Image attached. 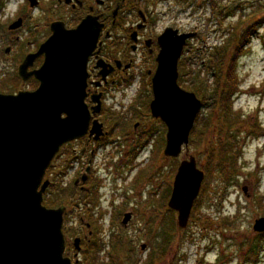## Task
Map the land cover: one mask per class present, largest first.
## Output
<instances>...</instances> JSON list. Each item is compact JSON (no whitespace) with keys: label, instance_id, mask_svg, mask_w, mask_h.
<instances>
[{"label":"rangeland","instance_id":"rangeland-1","mask_svg":"<svg viewBox=\"0 0 264 264\" xmlns=\"http://www.w3.org/2000/svg\"><path fill=\"white\" fill-rule=\"evenodd\" d=\"M163 9L162 26L195 33L183 49L179 62L182 67L178 65L179 86L194 93L202 103L187 150L177 159L164 156L166 129L150 116V76L141 74L142 88L136 87L140 81L136 76L125 97L119 94L121 88L109 91L105 106L119 125L111 129L106 142L99 146L95 142L74 143L61 151L53 162L50 180H59L65 196L81 163L86 164L91 158L99 188H105V182L111 185L116 182L119 195L110 194L112 186L107 189L110 198L106 207L110 211L109 203L119 198L115 205L122 204L120 211L132 212L133 216L127 227L121 225L120 217L115 218L113 229H109L113 212L101 217L97 213V240L100 239L101 245L98 255L108 264H128L127 260L135 261V256L149 264H264V237L259 240L263 233L252 229L256 220L264 218V24L256 25L264 18V0H195L192 6L167 1ZM253 27L256 34L250 35L235 58L233 88L229 89L232 87L229 67L237 41ZM1 45L0 93L24 91L23 86L14 83L16 55H5ZM215 50H225L221 65L214 56ZM213 74H221L225 79L222 87L219 88ZM196 76L202 83L205 81L202 87L194 79ZM228 93H232L233 103L229 113L218 109L220 97ZM141 154H147L148 159L140 157ZM189 156L196 160L197 168L205 176L189 223L179 231L177 214L167 204L177 166ZM106 166L111 168L110 175ZM62 176L66 177L63 184L69 187H62ZM254 179L256 202L241 198L244 210L238 213L237 196L242 195L241 189L250 191ZM53 187L45 196L55 200L51 208L67 205L70 200L61 199L63 195L58 197L59 192H53ZM224 194L230 200L229 208L227 202L223 203L228 215L222 214L220 206ZM77 218L69 215L67 221L73 236L78 233ZM85 218L86 222L95 221L89 214ZM112 233L114 237H110ZM257 245L258 252L254 253Z\"/></svg>","mask_w":264,"mask_h":264},{"label":"water","instance_id":"water-1","mask_svg":"<svg viewBox=\"0 0 264 264\" xmlns=\"http://www.w3.org/2000/svg\"><path fill=\"white\" fill-rule=\"evenodd\" d=\"M52 30L35 55L45 57L41 68L32 73L40 82L38 89L0 94V264H70L63 257L65 208L43 205L49 186L43 177L63 144L88 133L85 67L97 32L92 41L82 39V25L72 31ZM194 37L168 29L159 38L161 50L151 79L149 107L151 117L166 127L163 154L168 159L178 158L187 149L201 109L195 94L177 83L178 61L187 40ZM19 74L23 75L21 70ZM97 111L93 108V113ZM100 128L93 122L89 135L97 140ZM203 178L192 156L180 162L168 201V207L177 213V229L187 227ZM128 220L126 215L123 224ZM253 231L264 232V218L255 221Z\"/></svg>","mask_w":264,"mask_h":264},{"label":"flooded vegetation","instance_id":"flooded-vegetation-1","mask_svg":"<svg viewBox=\"0 0 264 264\" xmlns=\"http://www.w3.org/2000/svg\"><path fill=\"white\" fill-rule=\"evenodd\" d=\"M167 1L178 4L184 2L192 6L195 0H0V44L4 46L3 52L5 55L9 53V56L13 53L16 55L14 57L18 64L16 65V81L14 83L23 86V92H33L40 86V82L32 73L41 68L45 57L44 55H35L40 46L52 36L53 27L54 29L72 31L82 25L84 27L82 39L92 41L97 32V41L93 50L87 56L85 67L84 104L90 114L88 133L84 137L69 141L60 147L43 177V182H49L45 194L51 191L54 185L53 192H59L58 197L60 198L62 195L64 196V190L58 188L59 180L57 178L50 180V170L54 165L53 162L61 151H65L67 147L74 143L85 141L95 142L99 146L102 141L106 142V138L112 133L111 129L115 130L116 126L119 125L118 119L114 114H110L109 108L107 109L105 106L109 91L121 88L125 92L135 84L136 76L140 78V84L138 83L136 87L142 88L143 78L141 74L150 76L149 81L151 84V78L157 69L156 59L161 50L159 38L168 29L176 31L177 34L184 33L171 25L162 26L165 18L163 8ZM20 70L23 75L19 74ZM18 91L20 90L17 89ZM123 91L119 94H124ZM95 107H97V113H93ZM93 122L101 126V134L97 140L94 139L95 135H89ZM160 124L162 123L160 122ZM133 128L136 129L135 125ZM242 143L243 139L238 144L239 148ZM90 156L92 157L93 154L91 153ZM144 157L148 159L147 155H144ZM81 165L76 177L72 180V186L69 187L66 183L63 184L66 179L65 176L60 179L62 187L63 185L69 187L65 190L66 194L61 199L70 200L67 205L58 206L65 208L62 225L65 241L63 257L67 258L70 264H108L101 260L98 255L101 245H99L100 239L97 240L99 232L97 230V213L101 217L107 213L110 215L113 212V216H110V224L107 225L109 229H113L115 218L118 220L120 217H122L121 225L124 228L127 227L133 213L120 211L123 205H115L118 203L119 198L109 203V211L106 207V203L110 198L109 192L110 194L115 193L116 197L119 195L116 192V182L113 181V185L105 182V188H99L97 179H94L95 167L92 159H87L86 164L83 162ZM195 165L197 167L196 160ZM71 167L74 168L75 166ZM106 168L108 175H110V166H106ZM255 185H257L256 179L252 180L249 186L250 191L247 188L241 189L242 195L237 196L238 213L240 209L244 210L241 198L244 200L252 198L251 201L256 202V194L252 189ZM111 186L113 187L112 190L109 189ZM107 189L110 191L108 192ZM201 190L200 188L199 193ZM45 194L43 197H45ZM123 195L120 197H123ZM225 202H227V208H229V195L224 194L220 198L222 214L228 215L229 210L223 206ZM194 208L195 203L192 211ZM85 214L95 218V221L86 222ZM69 215L78 216L77 236L71 235V229L67 225ZM126 215L129 216V220L124 225L123 220ZM101 221L103 222V217ZM114 235L112 233L110 237H114ZM262 237H264V233L260 235V238ZM140 249L145 250V246L142 245ZM135 258V261L134 258H130V262L133 260L130 264H149L147 261L143 262L139 256H135Z\"/></svg>","mask_w":264,"mask_h":264},{"label":"trees","instance_id":"trees-1","mask_svg":"<svg viewBox=\"0 0 264 264\" xmlns=\"http://www.w3.org/2000/svg\"><path fill=\"white\" fill-rule=\"evenodd\" d=\"M263 25L264 24V18H262V19H260V20H258L257 22H256V25ZM243 33H245L243 36H241L240 37V39H238V41H237V43H238V46H237V48H236V53H234V55H233V61L230 63V67H229V82L231 83V86L232 87H229V89L230 88H233V84H232V82H231V80L232 79H234V74L232 75V73H233V69H234V67H235V58L239 55V53H240V50L242 49V47H243V45L245 44V43H247L248 42V40L250 39V35L252 34V35H255L256 34V31H255V28L253 27V29L251 30V29H249L248 31H245V32H243ZM235 41V40H234ZM224 55H225V50H215V52H214V56L215 57H217V59H219V62L218 63H220V65L222 64L221 62H222V60H223V58H224ZM215 59V58H214ZM216 62V60L214 61V63ZM180 65V67H182V63H180L179 64ZM179 71L181 72V69H179ZM214 73V72H213ZM214 78H216V83H217V85L219 86V88L220 87H222L221 86V83H225V79L222 77V75L221 74H219L218 76L217 75H215V74H213L212 75ZM194 79H196L197 81H198V83H199V85L202 87L203 86V84H204V82L202 83L199 79H198V76H196V77H194ZM206 82H207V80H206ZM220 84V85H219ZM196 85V84H195ZM194 86V85H193ZM195 89V88H194ZM196 93H197V91L196 90H194ZM231 95H232V93H228L227 95L226 94H224L222 97H220V102H219V107H218V109H220L221 111L223 110V111H225V112H227V113H229L230 112V110H231V102H230V98H231ZM222 114H225L224 112H221ZM59 189H61L60 188V184H59V187H58ZM61 190H63V189H61ZM46 196V195H45ZM56 200H57V198H56ZM58 201V200H57ZM54 204H55V200H53V199H47V198H45L44 197V205L46 206V207H48V208H51V207H54ZM259 240L261 241L262 239L261 238H259ZM125 245L123 244V247H124ZM258 245L256 246V247H254V249H253V252L254 253H257L258 251ZM113 250L115 251V250H118V249H116V248H114L113 247ZM134 260V259H133ZM132 260V261H133ZM131 261V262H132ZM127 262H128V260H127ZM130 261H129V264L131 263Z\"/></svg>","mask_w":264,"mask_h":264}]
</instances>
